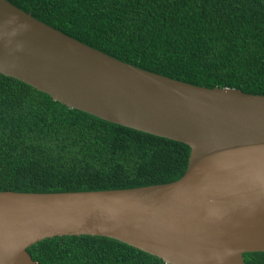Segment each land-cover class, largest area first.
Listing matches in <instances>:
<instances>
[{
    "label": "water",
    "instance_id": "1",
    "mask_svg": "<svg viewBox=\"0 0 264 264\" xmlns=\"http://www.w3.org/2000/svg\"><path fill=\"white\" fill-rule=\"evenodd\" d=\"M0 73L64 105L187 144L175 180L128 188L0 190V264L27 247L103 235L167 264H246L264 251V94L195 85L115 58L0 0Z\"/></svg>",
    "mask_w": 264,
    "mask_h": 264
},
{
    "label": "trees",
    "instance_id": "2",
    "mask_svg": "<svg viewBox=\"0 0 264 264\" xmlns=\"http://www.w3.org/2000/svg\"><path fill=\"white\" fill-rule=\"evenodd\" d=\"M115 58L206 87L264 94V0H9ZM189 146L71 108L0 73V190L56 192L165 183ZM36 264H167L103 235L27 247ZM264 264V251L244 252Z\"/></svg>",
    "mask_w": 264,
    "mask_h": 264
}]
</instances>
